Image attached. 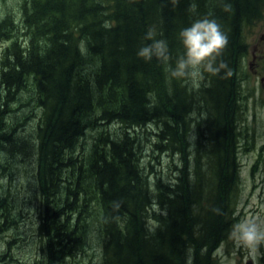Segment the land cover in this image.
<instances>
[{"label":"trees","instance_id":"1","mask_svg":"<svg viewBox=\"0 0 264 264\" xmlns=\"http://www.w3.org/2000/svg\"><path fill=\"white\" fill-rule=\"evenodd\" d=\"M17 10L18 22L0 18V239L11 234L0 242V264L18 263L2 261L3 249L24 240L12 178L3 172L19 155L32 162L39 197L38 219L26 223L33 264H186L188 248L192 264H216L212 251L227 234L228 206L222 201L217 212L213 203L229 198L238 182L244 29L263 13L264 0H18ZM210 11L229 43L220 58L227 68L207 76V86L196 90L170 78L155 58L137 56L154 29L174 63L181 29ZM19 113L34 137L15 135ZM198 116L207 117L205 133ZM151 132L159 138L153 146ZM153 147L178 158L169 179L145 156Z\"/></svg>","mask_w":264,"mask_h":264},{"label":"rangeland","instance_id":"2","mask_svg":"<svg viewBox=\"0 0 264 264\" xmlns=\"http://www.w3.org/2000/svg\"><path fill=\"white\" fill-rule=\"evenodd\" d=\"M17 2L18 0H5V2L0 0V13L2 15L0 18L10 15L13 22H18L19 11L17 10ZM244 40L247 45V52L241 58L239 68L238 82L241 98L238 105L239 109L237 108L238 114L235 115V125L238 132V182L234 185L233 192L229 198L223 200L221 192L217 198L222 199L217 204L213 203L215 210H218V212L223 207L222 201L227 203L228 206L224 215L225 220L228 217L227 234L224 240L212 251L216 264H252V260L243 249L234 248L232 242L228 239V235L232 226L242 217L256 214L264 215V10L257 20L245 26ZM22 97L26 99L28 93L23 92ZM26 112L28 113V111ZM19 114L21 117L18 121L19 125L15 127V135L24 132L27 138L34 137L36 134L35 127H28L26 120H23V114ZM203 117H195V121L200 122L198 130L205 133L206 124ZM147 137V142L151 146L156 142L158 144L159 138L155 133L151 132V135ZM84 141L88 145L91 142V135H87ZM189 142L194 144L192 137ZM86 145L84 144L85 152L87 151ZM152 149L153 151L145 153V156L147 153L153 156L149 160L150 165L152 164L154 170L157 169L160 172L164 180L172 177L174 175L173 164L178 163V158H175L174 155L156 153L154 152V147ZM202 149L205 150L204 147ZM81 153L82 149L80 150ZM190 153L185 156L186 161L194 158V154L191 155ZM143 162L146 164L148 159H143ZM193 167L194 163L188 167V170L191 171ZM32 171V162H28V158L23 157V155L15 157L13 162L6 166L3 171L6 176L12 178L8 186L13 189L11 194L15 198V207L21 212L19 214L20 219L16 225L20 228L23 227L21 234L24 237V240H21V237H17L14 245H11L8 249H3L4 252L8 251L2 259L4 262L18 260V263L14 264H33L34 261L33 232L30 229L32 225H26L27 220H34L35 222L38 219L34 217L39 197L32 182L36 181L34 174H31ZM219 186H221V182ZM155 209L158 212L162 210L157 205ZM148 225L150 229L156 226L154 220H149ZM98 228L97 226L96 230ZM5 239L11 240V234L4 235L0 242L5 243ZM96 240L97 238L92 234L91 242ZM15 245L16 247L14 248L13 246ZM261 251L264 252V248ZM90 252L92 254L95 253L94 250H90ZM91 263L90 261L88 264ZM67 264H87V258L84 260L75 259ZM259 264H264V257L259 259Z\"/></svg>","mask_w":264,"mask_h":264},{"label":"clouds","instance_id":"3","mask_svg":"<svg viewBox=\"0 0 264 264\" xmlns=\"http://www.w3.org/2000/svg\"><path fill=\"white\" fill-rule=\"evenodd\" d=\"M173 5L178 4L179 0H171ZM225 11L231 9L230 4H224ZM190 12L195 13L197 5H189ZM210 11L202 18L195 19L190 26L181 29L178 34L181 45V53L175 57L170 54L168 42L165 39H156L154 29L146 33V39L153 41L151 44L142 46L137 51V56L145 62L155 58L163 66L170 78H174L189 84L196 90L201 85L207 86L206 77L218 75L227 65L220 58L228 47V35L223 31L220 23L212 17ZM171 94V91H169ZM205 120L206 116L203 117ZM196 126H192V138L195 143ZM116 209L119 203L113 202ZM218 212V210H216ZM158 226V225H156ZM154 231V228H153ZM234 248L243 249L247 256L252 260V264H259V259L264 257V215L244 216L236 222L228 235ZM222 254V250H221ZM194 249L186 250V264H192Z\"/></svg>","mask_w":264,"mask_h":264}]
</instances>
